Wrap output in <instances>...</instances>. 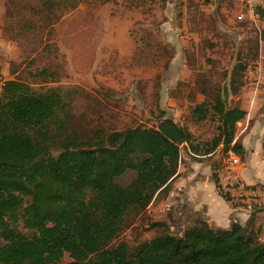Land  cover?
Masks as SVG:
<instances>
[{
  "label": "trees",
  "instance_id": "16d2710c",
  "mask_svg": "<svg viewBox=\"0 0 264 264\" xmlns=\"http://www.w3.org/2000/svg\"><path fill=\"white\" fill-rule=\"evenodd\" d=\"M42 1L43 10L55 11L54 0ZM259 14L261 29L264 9ZM253 43L259 50V37ZM247 68L240 60L232 69L234 96L245 86ZM194 86L205 97L201 105L209 104L218 115L212 154L232 148L244 158L236 135L247 111L240 105L228 108L214 78L200 74ZM65 105L59 88L37 91L18 78L7 80L0 94V264H264V241L254 228L257 209L245 224L233 221L226 229L198 216L181 235L157 221L152 226L164 232L152 239L136 245L119 240L133 217L169 196L182 145L192 135L163 115L158 126L97 130L89 140L67 137L55 146L53 126ZM57 147L60 153L53 155ZM216 163L217 182L222 160ZM130 172L132 180L121 183ZM69 253L72 260L64 261Z\"/></svg>",
  "mask_w": 264,
  "mask_h": 264
},
{
  "label": "rangeland",
  "instance_id": "374dc122",
  "mask_svg": "<svg viewBox=\"0 0 264 264\" xmlns=\"http://www.w3.org/2000/svg\"><path fill=\"white\" fill-rule=\"evenodd\" d=\"M54 3L55 11L49 13L42 0H0V69L5 81L18 78L37 91H62L66 105L53 126L55 146L67 137L89 140L97 130L158 126L166 115L206 143L196 152L199 159L222 160L217 152L211 155L218 115L209 104L201 105L205 97L195 91L194 82L200 74L214 78L227 88L229 107L242 105L244 87L238 96L230 88V73L242 60L248 66L245 86L253 87L248 69L264 61V23L261 29L241 24L236 17L241 0ZM73 3L76 7L69 8ZM257 37L259 50L253 43ZM262 102L258 110L264 114ZM243 126L238 122L237 134ZM60 150L53 148L52 154ZM133 177L130 172L119 181ZM169 196L133 217L119 240L130 245L150 240L164 232L152 226L157 221L183 234L195 216ZM256 212L262 214L254 222L255 232L264 241V209ZM20 228L31 235L28 225ZM63 260H72L71 254Z\"/></svg>",
  "mask_w": 264,
  "mask_h": 264
},
{
  "label": "crops",
  "instance_id": "0c3cea01",
  "mask_svg": "<svg viewBox=\"0 0 264 264\" xmlns=\"http://www.w3.org/2000/svg\"><path fill=\"white\" fill-rule=\"evenodd\" d=\"M239 99L243 100L240 106L247 111V116L239 121V124L243 123V129L236 135L245 149L241 175L247 182L264 187V114L258 110L263 105L264 81L258 90L254 86L247 90L244 86ZM205 145L195 134L182 145V159L168 199L174 197V205L183 207L185 204L195 219L203 216L216 228H229L233 221L245 224L248 214L231 206L218 192L212 162L199 159L201 157L196 152H201ZM263 209L264 206L257 208ZM261 214L256 212L255 222Z\"/></svg>",
  "mask_w": 264,
  "mask_h": 264
},
{
  "label": "built area",
  "instance_id": "2783aa9c",
  "mask_svg": "<svg viewBox=\"0 0 264 264\" xmlns=\"http://www.w3.org/2000/svg\"><path fill=\"white\" fill-rule=\"evenodd\" d=\"M241 2L242 10L236 16L238 21H249L251 25L260 29L259 10L264 9V0H241ZM248 74L255 90H258L264 81L263 58L248 69ZM5 83L4 72L0 69V94ZM221 147L220 145L219 148ZM222 156V164L216 170L218 192L231 206L244 210L249 218L257 208L264 206V187L257 183H249L242 177V156L232 148Z\"/></svg>",
  "mask_w": 264,
  "mask_h": 264
},
{
  "label": "water",
  "instance_id": "95a60500",
  "mask_svg": "<svg viewBox=\"0 0 264 264\" xmlns=\"http://www.w3.org/2000/svg\"><path fill=\"white\" fill-rule=\"evenodd\" d=\"M231 73H232V71H231ZM231 73H230V76H231ZM222 99H223L224 103L226 104V106L229 108L227 88L225 86L222 88Z\"/></svg>",
  "mask_w": 264,
  "mask_h": 264
}]
</instances>
